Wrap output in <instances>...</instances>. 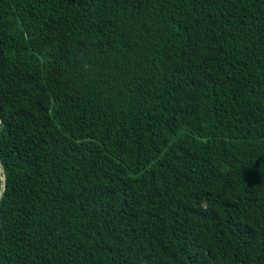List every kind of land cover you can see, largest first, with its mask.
Instances as JSON below:
<instances>
[{
    "label": "trees",
    "instance_id": "trees-1",
    "mask_svg": "<svg viewBox=\"0 0 264 264\" xmlns=\"http://www.w3.org/2000/svg\"><path fill=\"white\" fill-rule=\"evenodd\" d=\"M0 264H264V0H0Z\"/></svg>",
    "mask_w": 264,
    "mask_h": 264
},
{
    "label": "water",
    "instance_id": "water-1",
    "mask_svg": "<svg viewBox=\"0 0 264 264\" xmlns=\"http://www.w3.org/2000/svg\"><path fill=\"white\" fill-rule=\"evenodd\" d=\"M0 122H1V120H0ZM0 171L3 173V176H4V180L6 179V177H5V172H4V169H3V166H2V164L0 163ZM5 184L2 186V189H1V192H0V199H1V197H2V195H3V193H4V190H5Z\"/></svg>",
    "mask_w": 264,
    "mask_h": 264
},
{
    "label": "clouds",
    "instance_id": "clouds-1",
    "mask_svg": "<svg viewBox=\"0 0 264 264\" xmlns=\"http://www.w3.org/2000/svg\"><path fill=\"white\" fill-rule=\"evenodd\" d=\"M0 120H1V119H0ZM0 123H1V122H0ZM4 181H5V180H4ZM4 184H5V182H4ZM4 184H3V185H4ZM3 185H2V186H3ZM5 186H6V185H5ZM5 188H6V187H5ZM1 189H2V188H1ZM4 191H5V190H4ZM0 192H1V191H0ZM1 198H2V197H1ZM0 200H1V199H0Z\"/></svg>",
    "mask_w": 264,
    "mask_h": 264
}]
</instances>
